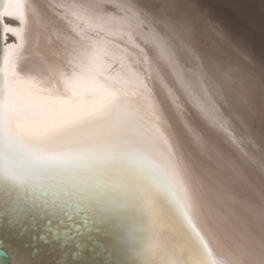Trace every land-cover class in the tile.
I'll use <instances>...</instances> for the list:
<instances>
[{"label":"bare ground","instance_id":"1","mask_svg":"<svg viewBox=\"0 0 264 264\" xmlns=\"http://www.w3.org/2000/svg\"><path fill=\"white\" fill-rule=\"evenodd\" d=\"M257 55L201 0H0L11 264H264Z\"/></svg>","mask_w":264,"mask_h":264},{"label":"rangeland","instance_id":"2","mask_svg":"<svg viewBox=\"0 0 264 264\" xmlns=\"http://www.w3.org/2000/svg\"><path fill=\"white\" fill-rule=\"evenodd\" d=\"M234 34L251 41L254 56H264V0H201Z\"/></svg>","mask_w":264,"mask_h":264},{"label":"water","instance_id":"3","mask_svg":"<svg viewBox=\"0 0 264 264\" xmlns=\"http://www.w3.org/2000/svg\"><path fill=\"white\" fill-rule=\"evenodd\" d=\"M8 39V38H7ZM6 39V40H7ZM5 45H7V43L5 42ZM87 230H90L89 228H87ZM96 232V231H94ZM52 233V238L54 240L57 241L58 237H60V243H69L70 241V238L73 237V236H77L78 238H82V235L84 234L82 231H76L73 235L71 236H65L64 234H62V236H57L56 232L54 231H51ZM41 240L44 242V244H51V242H49V240H47L46 238H44L43 236L41 237ZM88 241L91 243V244H94L95 247L98 249V251L102 252V244L101 242L99 241H96L94 237H91L89 236L88 237ZM63 246V245H62ZM75 247H77V250L80 247V245L77 244V242L75 243ZM92 249L89 248V253H91ZM37 252V249L35 247H33V250H32V257H35V253ZM81 253L79 251H76V252H73L71 254V259L74 260V261H77L78 259V256H80ZM11 256L9 255V253L0 247V264H11ZM106 259H109L108 256H106ZM64 264L63 262H58V261H54V264ZM102 264H109V261L108 260H105Z\"/></svg>","mask_w":264,"mask_h":264}]
</instances>
